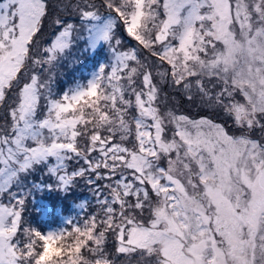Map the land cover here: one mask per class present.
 <instances>
[{"label": "snow or ice", "instance_id": "snow-or-ice-1", "mask_svg": "<svg viewBox=\"0 0 264 264\" xmlns=\"http://www.w3.org/2000/svg\"><path fill=\"white\" fill-rule=\"evenodd\" d=\"M102 3L112 18L94 0L73 11L115 62L52 99L29 62L52 64L77 26L64 25L37 58L48 0H0V106L10 118L0 123V264H115L109 236L140 264H264V0ZM117 20L140 47L121 50ZM165 84L236 133L166 107ZM39 164L61 187L87 176L98 211L56 233L25 226L21 177Z\"/></svg>", "mask_w": 264, "mask_h": 264}, {"label": "rangeland", "instance_id": "rangeland-1", "mask_svg": "<svg viewBox=\"0 0 264 264\" xmlns=\"http://www.w3.org/2000/svg\"><path fill=\"white\" fill-rule=\"evenodd\" d=\"M79 2L80 0H48V15L43 23L42 30L34 38V40L38 41V45L33 50V55L39 58L43 54V48L49 45L64 25L71 23L77 26L76 34L72 37L69 47L59 53L52 64H42L33 67L31 61L29 62L30 73L37 74L48 81L52 99H62L65 95L70 96L76 91L86 88L89 82L94 80L100 73L102 68L112 65L113 57L115 56L110 42L98 39L93 32V25L89 21L80 19L79 15L73 11V6ZM94 2L99 11L105 15V19L112 18L108 15L109 10L103 6L102 0H94ZM112 15H115V13H112ZM57 19L62 21L61 25H57L54 22ZM115 22L117 23L116 36L122 40L121 50L140 47L138 42L127 35L123 24L118 20ZM99 47H101V50L98 49ZM140 55L142 58L149 57L147 51L142 48ZM149 59L153 58L149 57ZM162 88V96L167 94L168 97L166 107L179 113L187 114L192 118L200 119L203 117L212 119L217 123L223 124L231 133H236L231 119L218 111L206 107L201 103L199 97L194 101H188L182 93L172 90L168 85H162ZM6 113L7 109L1 106L0 123L10 120ZM254 135L259 137V130ZM72 167H79V165L73 163ZM35 175L37 178L34 177ZM91 178L95 179L94 175ZM86 179L87 176L78 178L74 184L61 187L55 177L49 174L47 166L44 164L36 165L33 170L21 177L20 194L25 196V201L30 197L36 202L43 210V218H47V209L52 208L47 200L42 198L44 193L57 190L63 195L70 190L72 194V197L69 198V201L73 203L72 214L61 215L64 202H61L62 198L57 200L54 203L56 207L54 209L55 212H53L61 215L60 222L57 225L47 223L45 234L68 230L73 226H80L87 216L98 211V205L96 204L99 194L98 185L94 187L93 182L86 181ZM107 182V180L99 181L98 184L103 185ZM13 190L16 189L14 188ZM44 204H46L45 208L43 207ZM81 208L82 210H80ZM24 212L26 216L23 218L26 221L25 226L37 230L35 226L29 223L31 220L30 212ZM114 244V239L109 236L106 247L109 258L114 260L115 264H140L138 254L126 257L124 254L115 253ZM85 254L87 253L85 252Z\"/></svg>", "mask_w": 264, "mask_h": 264}, {"label": "trees", "instance_id": "trees-1", "mask_svg": "<svg viewBox=\"0 0 264 264\" xmlns=\"http://www.w3.org/2000/svg\"><path fill=\"white\" fill-rule=\"evenodd\" d=\"M101 47H99L98 49H100ZM101 50V49H100ZM115 62V56L113 57V62L112 64ZM1 107V106H0ZM35 178H37V176H34ZM43 194V193H42ZM59 191L57 190H52L47 192L46 194L44 193L42 195L43 199H46L47 202L49 203V205L52 208L47 209L46 211V217H42V209L36 204V202H34V200L30 197H28L25 201V211H29L30 215H31V220H30V224L32 226H35V228L41 232L42 234H45L46 231V224L50 223L52 225H57L58 222H60V216L61 215H71L72 214V207H73V203L71 201H69V198L72 197V194L70 193V190L66 193H64L63 195L61 194ZM62 198V199H61ZM61 199V202H64L63 204V212H61L59 215L56 213H54V209L56 207V205L54 204L57 200ZM44 208L46 207V204H44L43 206ZM82 210V208L80 209ZM54 211V212H53ZM78 213V212H77ZM25 212H23V218H25ZM42 217V218H41ZM70 229V228H69Z\"/></svg>", "mask_w": 264, "mask_h": 264}]
</instances>
